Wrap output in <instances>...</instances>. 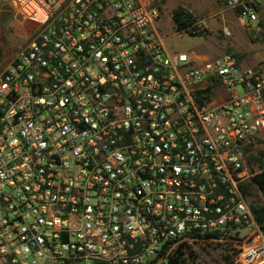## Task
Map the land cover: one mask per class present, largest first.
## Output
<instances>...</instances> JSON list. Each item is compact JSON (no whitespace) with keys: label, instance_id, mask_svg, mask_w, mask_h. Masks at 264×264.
Returning a JSON list of instances; mask_svg holds the SVG:
<instances>
[{"label":"built area","instance_id":"1","mask_svg":"<svg viewBox=\"0 0 264 264\" xmlns=\"http://www.w3.org/2000/svg\"><path fill=\"white\" fill-rule=\"evenodd\" d=\"M219 1L259 29L264 0ZM12 2L33 35L0 69V264H164L203 238L264 264L241 188L264 64L169 53L157 0Z\"/></svg>","mask_w":264,"mask_h":264},{"label":"rangeland","instance_id":"2","mask_svg":"<svg viewBox=\"0 0 264 264\" xmlns=\"http://www.w3.org/2000/svg\"><path fill=\"white\" fill-rule=\"evenodd\" d=\"M12 1L0 0V69L10 63L33 35L32 25L24 20ZM157 3L161 13L155 27L169 53L184 51L192 56L210 58L233 52L245 67L264 64V9L259 29H248L219 0H157ZM178 7L191 13L194 19L191 27L196 26L203 33L175 29L172 12ZM223 26L229 28V35L223 33ZM243 158L249 174L242 184L249 189L245 196L251 206L264 204V191L252 180L254 175L264 173V130L246 146ZM179 245H174L173 252ZM234 248L231 240L203 238L184 242L182 251L187 264H228L226 257L234 254Z\"/></svg>","mask_w":264,"mask_h":264},{"label":"trees","instance_id":"3","mask_svg":"<svg viewBox=\"0 0 264 264\" xmlns=\"http://www.w3.org/2000/svg\"><path fill=\"white\" fill-rule=\"evenodd\" d=\"M172 19L175 25V29L177 31H187L195 34L196 26H192L193 17L190 12L185 10L184 8L178 7L173 9ZM200 34L203 33V30L198 31ZM253 182L256 183L259 190L264 191V173H259L253 176ZM242 191L245 195L249 193V189L246 185L241 186ZM253 215L260 225L262 230L264 231V204H253L252 206ZM183 243L180 244L173 252L172 256L168 260L167 264H187L186 258L184 257L182 251ZM228 263H231V259L229 256L226 257Z\"/></svg>","mask_w":264,"mask_h":264},{"label":"water","instance_id":"4","mask_svg":"<svg viewBox=\"0 0 264 264\" xmlns=\"http://www.w3.org/2000/svg\"><path fill=\"white\" fill-rule=\"evenodd\" d=\"M246 232H247V228L246 227H242L240 229L239 236H241V237L244 236L246 234ZM164 264H167V263H164Z\"/></svg>","mask_w":264,"mask_h":264}]
</instances>
